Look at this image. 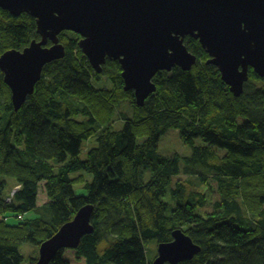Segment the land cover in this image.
Instances as JSON below:
<instances>
[{"label": "trees", "instance_id": "1", "mask_svg": "<svg viewBox=\"0 0 264 264\" xmlns=\"http://www.w3.org/2000/svg\"><path fill=\"white\" fill-rule=\"evenodd\" d=\"M40 40L35 19L0 8V57ZM80 40L73 32L60 35L65 58L45 67L19 112L0 70V264H23L24 244L39 252L89 205L95 207L94 232L78 248L60 250L51 264H153L157 251L148 261L146 245L172 241L176 229L201 248L180 264H264V78L250 71L243 94L235 97L207 64L199 41L188 37L196 66L159 72L156 93L139 108L134 93L125 92L119 62L107 61L96 75ZM104 77L110 86L98 88ZM128 107L133 116L114 131L116 114ZM170 130L191 148L190 157L160 153ZM93 137L97 146L83 160V144ZM197 168L199 184L213 181L220 193L215 209L203 214L205 191L175 181L184 169ZM9 179L17 189L11 203ZM86 182L85 193L77 195L74 187ZM42 185L47 201L39 205ZM33 211L38 216L28 219Z\"/></svg>", "mask_w": 264, "mask_h": 264}, {"label": "water", "instance_id": "2", "mask_svg": "<svg viewBox=\"0 0 264 264\" xmlns=\"http://www.w3.org/2000/svg\"><path fill=\"white\" fill-rule=\"evenodd\" d=\"M14 17L35 19L40 41L0 57V70L11 91L15 112L35 93L45 67L66 56L60 35L73 32L95 73L107 60L122 67L125 92L144 108L156 93L159 72H190L198 57L186 38L199 41L235 97L243 94L250 71L264 78V0H0ZM51 43V45H49ZM94 206L82 207L39 249L35 264H51L62 249H76L94 232ZM172 241L158 244L153 264H180L194 259L199 245L181 229Z\"/></svg>", "mask_w": 264, "mask_h": 264}, {"label": "rangeland", "instance_id": "3", "mask_svg": "<svg viewBox=\"0 0 264 264\" xmlns=\"http://www.w3.org/2000/svg\"><path fill=\"white\" fill-rule=\"evenodd\" d=\"M187 45V44H186ZM97 86V85H96ZM104 86L109 87V81L107 78H102L101 82L98 84V88H102ZM123 113H118L116 114L113 124H112V129L114 131H121L125 127V117H132L133 116V109L131 107L121 109ZM199 143V142H198ZM97 146L96 138L93 137L89 141L84 142L83 148H82V153L80 157L85 160L87 158V154L89 152V148H95ZM160 153L166 157H173L174 155H180L183 157H190L192 155V150L188 146H185L183 142L181 141L178 131L177 130H170V132L163 136L161 138L160 142ZM205 172V170H203ZM191 174H190V173ZM202 173V170L198 169L197 170H186L184 169L183 174L175 178V181L181 180L182 182L186 181H191L194 186H196L198 189L200 187V190L205 191L207 197H208V204L207 207L200 212V214L206 213L208 211H211L212 209H215V202H217L220 199V193L218 191L217 184L213 181L209 182V184L203 186L200 185L198 182V173ZM84 175L85 178L87 179L88 182L92 181V177L90 175H87L83 171H80L77 173V175ZM207 174V173H206ZM75 176V175H74ZM197 178V179H196ZM87 185L86 183L76 185L74 187V190L77 195H83L85 191V186ZM14 186H16V182L12 179L8 180V185L6 188V194L12 195L14 190L16 189ZM47 201V196L45 194V190L43 188V185L40 187V193H39V205H42L46 203ZM168 201V199H166ZM169 202V201H168ZM38 211H33L31 213L26 214V217L28 219H33L38 216ZM46 221H51V217L49 215L44 216ZM11 224H14L12 220L9 221ZM157 251V242L156 241H150L149 244L146 245V255L148 261H152L153 258L155 257V253ZM22 255L24 256V262L23 264H30L32 258H36L38 256L39 258V252L37 249L32 246L31 244H24L21 248Z\"/></svg>", "mask_w": 264, "mask_h": 264}, {"label": "bare ground", "instance_id": "4", "mask_svg": "<svg viewBox=\"0 0 264 264\" xmlns=\"http://www.w3.org/2000/svg\"><path fill=\"white\" fill-rule=\"evenodd\" d=\"M107 61H112V60H107ZM116 62H118V61H116ZM106 64H107V63H106ZM106 64H105V65H106ZM119 64H120V63H119ZM105 65H104V66H105ZM104 66H103V68H104ZM121 68H122V67H121ZM122 73H123V70H122ZM95 74H96V75H102V74H103V71H102V73H100V74H97V73H95ZM122 79H123V77H122ZM123 81H124V80H123ZM4 83H5V82H4ZM5 85H6V84H5ZM6 86H7V85H6ZM7 87H8V86H7ZM29 98H30V97H28L26 103L28 102ZM135 100H136V99H135ZM26 103H25V104H26ZM13 107H14V106H13ZM23 107H24V106H23ZM23 107H22V108H23ZM22 108H21V109H22ZM21 109H20V110H21ZM89 149H91V148H89ZM89 149H88V150H89ZM13 195H14V194H12V195H8L9 198L7 199V203H11V199H12ZM92 217H93V216H92ZM71 221H72V220H71ZM71 221H69V222H71ZM91 223H92V221H91ZM66 224H67V223H66Z\"/></svg>", "mask_w": 264, "mask_h": 264}]
</instances>
